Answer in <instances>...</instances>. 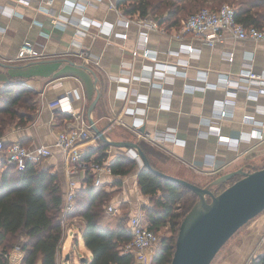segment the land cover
I'll return each mask as SVG.
<instances>
[{"label":"crops","instance_id":"obj_1","mask_svg":"<svg viewBox=\"0 0 264 264\" xmlns=\"http://www.w3.org/2000/svg\"><path fill=\"white\" fill-rule=\"evenodd\" d=\"M26 1L0 0V86L10 80H20L36 91V110L25 125L17 124V120L10 124L0 139L4 143L19 141L30 147L48 145L52 155L39 166L57 174L63 191L69 163L62 151L53 146V141L58 130L76 122L50 103L73 89L79 93V98H72L74 111L86 117L91 101L98 94L91 116L99 128L106 119L115 121L105 132L108 139L137 141L131 129L134 120L143 122L139 127L143 133L174 132L180 142L168 141L156 146L168 156L156 163L164 173L204 187L240 168L252 171L262 167L264 93L259 92L257 80L242 78L240 73L251 69L257 78L264 79V40L235 39L226 33L223 39L209 46L190 33H183L179 38L173 36L184 20L176 27L166 21L159 22L165 13L157 17L148 15L142 18H152L163 28V31H148L147 47L156 52L155 61L140 53L133 54L139 28L135 23L127 28L118 24L122 16L114 7L119 0H69L82 7L71 12L66 11V6L63 8V0H56L51 6L42 0ZM56 15L67 24H55ZM121 32L127 33L126 39L115 35ZM24 42L32 43L45 58L8 61L16 57ZM184 45L198 49L197 53L187 52ZM80 51L96 59L86 65L95 77L79 66L82 64L77 56ZM154 61L177 65L184 75L160 68L164 72L159 77L148 68ZM133 75L138 78L127 81ZM224 77L229 84L224 83ZM151 83H161L171 93L162 94ZM137 95L146 97V101L136 100ZM221 110H225L224 116L219 115ZM246 114L252 117L245 119ZM219 136L232 141H219ZM98 142L99 139L97 145ZM112 150L106 151L108 157L103 161L109 165L117 153ZM140 168L141 165L134 167L124 176L104 173L103 185L95 188L112 193L110 203L119 205L118 212L125 209L128 218L142 215L146 220L142 209L150 204V198L139 189ZM84 174L85 168H80L79 182ZM229 180L214 187L227 185ZM67 220L70 227L82 234L79 216ZM257 221L259 224L255 225L262 226L263 231L264 213ZM61 248L65 260L70 259L69 253L63 254L64 243Z\"/></svg>","mask_w":264,"mask_h":264},{"label":"trees","instance_id":"obj_2","mask_svg":"<svg viewBox=\"0 0 264 264\" xmlns=\"http://www.w3.org/2000/svg\"><path fill=\"white\" fill-rule=\"evenodd\" d=\"M210 1L119 0L117 7L124 14L141 17H157L165 13V18L159 19V22L166 21L168 25L180 27L187 16L202 8L201 5L217 8L226 0ZM227 1L236 7L237 21L260 28L264 26V0ZM36 95L35 90L20 80H10L0 86V137L15 120L17 124L25 125L32 119L36 110ZM138 144L150 164L160 170L156 166L157 161L166 160L168 156L147 141L140 140ZM110 148L117 150L110 161L113 174L124 176L136 167V162L123 153L127 149L125 147H112L101 140L97 146L88 147L81 159L85 163V174L78 183L75 203L67 217L79 216L82 219L83 242L92 256L90 260L85 259L86 264H136L134 254L123 251L132 238L127 211L121 209L123 212L116 216L104 210L103 206L111 199L112 193L96 189L89 170L90 158L103 162ZM238 178H231L227 185ZM227 185L212 187L211 190L217 194ZM138 186L141 193L150 198V204L142 209L148 227L157 234L161 227L167 229L152 253L151 263L170 264L180 222L198 197L192 190L162 178L146 167L139 170ZM62 203L63 190L56 173L33 164L18 170L7 165L0 156V264H6L3 253L16 245L23 251L22 264H58L57 250L63 241L60 222ZM251 264H264V251L259 252Z\"/></svg>","mask_w":264,"mask_h":264},{"label":"built area","instance_id":"obj_3","mask_svg":"<svg viewBox=\"0 0 264 264\" xmlns=\"http://www.w3.org/2000/svg\"><path fill=\"white\" fill-rule=\"evenodd\" d=\"M27 2L26 0H19ZM56 0H42L47 6H51ZM69 0H63V8L66 6V11L71 12L82 8L78 2L69 3ZM115 11L119 13L122 18L118 20V24L123 25L125 28L129 27L131 23H135L138 28V42L137 47L132 52L134 55L140 53L144 58L153 59L156 61V52L153 49L147 47L149 41L148 31L149 30H159L163 31V28L157 24L152 18H142V17H125L122 11L118 7H114ZM236 7L223 3L217 8L202 7L195 11L194 13L187 16L183 21L179 32L173 36L179 38L183 33H190L194 37L200 39L203 43L212 46L215 42L223 39L224 35L228 33L235 39H253V40H264V26L257 27L253 24L244 25L237 21ZM53 22L58 25H66L65 21H62L59 16H55ZM84 28V27H83ZM117 37L122 39L127 38L126 32L115 33ZM187 52L197 53L198 49L190 45H184ZM77 56L81 60L83 65H88L89 62L96 60L92 58L86 51H80ZM45 58L44 53L36 49L34 45L30 42H24L20 46L18 53L14 59L8 60L10 62L17 61H33ZM231 58V57H229ZM154 65L148 67L153 73L157 74L159 77L163 76V69L171 71L177 74H183L184 71L178 70L177 65L164 64L161 65L160 62H155ZM187 64L183 62V65ZM123 67L128 65H122ZM160 68H163L159 70ZM124 69V68H123ZM173 69V70H172ZM240 76L250 80H257L260 84L259 92L264 93V79L257 78L251 69H244L240 73ZM137 76L133 75L127 78V81L131 79H136ZM224 83L229 84L228 78L224 77ZM152 87L157 88L160 93H171L170 89L164 88L161 83H151ZM216 86V85H215ZM234 94V92H230ZM72 98H79V93L73 89L71 91L65 92L63 95L59 96L57 99L52 101L50 105L54 107L59 113H64L70 115L76 122L68 128L58 130L55 134V139L53 141V146L59 148L65 161L69 163L67 169V183L63 191V203L60 213V222L63 227V241L66 235L70 234L71 237H76L77 233L72 230V227L68 225L67 214L73 209L75 203V197L78 191L79 183V169L85 168V163L81 161L88 147L97 146L98 137L95 132L91 129V125L88 118L85 115L79 114L74 111L72 105ZM144 96H136V100H144ZM146 101V100H144ZM230 101V100H227ZM231 102V101H230ZM225 110L219 112L220 116H224ZM250 115H245V119H249ZM115 123L113 119H106L102 124L101 129L104 132L108 131L110 127ZM142 121L134 120L131 124V129L135 134L137 141L145 140L154 146H159L164 142L171 141L173 143L180 142L175 133L172 131H164L163 133L147 134L139 131V127L142 125ZM261 124H264V113ZM218 130V129H217ZM218 132V131H217ZM219 141L230 142L232 141L229 137L219 136ZM126 155L131 158L138 160L140 163V158L134 149L128 148L125 151ZM52 155V151L48 145H38L34 147L26 146L19 141H12L4 143L0 139V156L4 159L7 165H12L18 170H23L27 164H33L39 166L46 158ZM89 170L93 175V186L101 187L103 185V174L111 173L110 165L105 162H100L98 160L90 158ZM141 164V163H140ZM119 205L110 203L106 207V211L111 214H116L118 212ZM128 228L131 233V240L125 244L123 251L128 253L132 252L134 254L136 264H151L152 252L157 248L160 241V236L148 227L146 220L142 218V215H133L128 219ZM63 241L57 250V262L58 264H63L65 260L62 255V245ZM264 251V229L259 234L258 240L254 245V252L250 256V263L253 258L260 251ZM3 256L6 259V264H22L23 251L19 245L14 246L10 251L4 252ZM59 260V261H58Z\"/></svg>","mask_w":264,"mask_h":264},{"label":"water","instance_id":"obj_4","mask_svg":"<svg viewBox=\"0 0 264 264\" xmlns=\"http://www.w3.org/2000/svg\"><path fill=\"white\" fill-rule=\"evenodd\" d=\"M79 66L90 71L95 77L89 67L83 64ZM97 100L98 94L87 109V118L99 140L112 147L134 149L140 158L141 167L185 186L198 197L180 222L170 264H210L224 243L240 227L264 210V167L252 171L240 168L221 175L204 187L164 173L150 164L138 141L108 139L91 116ZM235 176L239 178L222 191L217 194L212 192V187ZM80 261L84 262L85 259L81 258Z\"/></svg>","mask_w":264,"mask_h":264},{"label":"rangeland","instance_id":"obj_5","mask_svg":"<svg viewBox=\"0 0 264 264\" xmlns=\"http://www.w3.org/2000/svg\"><path fill=\"white\" fill-rule=\"evenodd\" d=\"M223 3L229 4L227 0L221 2V4ZM203 6L206 5H201L200 7ZM126 150L127 149H125V151ZM114 152H117L116 148H113L112 153ZM123 153L126 155L124 151ZM132 160L136 162L135 165L139 168L140 163L138 160ZM110 200L111 199H109L103 206L105 211L107 205L110 204ZM119 212L122 213L123 210L120 209ZM262 213H264V210L240 227L219 249L210 264H251L249 259L254 252V245L259 237V233L262 231V226L260 227L257 225L259 224L257 219ZM255 223H257V227ZM74 228L75 227H72V230L77 233L76 240L72 239L70 234L64 238L63 254L65 255L69 253L70 259L68 258L67 260H64L63 264H86L85 262H81L80 259L84 258L90 260L92 256L90 251L84 245L81 232ZM157 232L158 235L162 237L163 234L167 233V229L166 227H161Z\"/></svg>","mask_w":264,"mask_h":264}]
</instances>
